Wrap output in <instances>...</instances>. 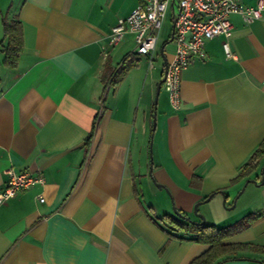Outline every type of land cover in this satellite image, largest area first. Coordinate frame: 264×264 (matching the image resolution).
<instances>
[{"label":"crops","instance_id":"obj_1","mask_svg":"<svg viewBox=\"0 0 264 264\" xmlns=\"http://www.w3.org/2000/svg\"><path fill=\"white\" fill-rule=\"evenodd\" d=\"M139 1L0 0V44L3 20L19 19L23 37L14 67L0 49V190L8 168L44 178L0 204V264H188L208 245L167 234L160 217L177 216L172 203L198 221L196 202L240 189L257 193L245 207L256 218L223 242L264 245V152L241 167L264 139V14L230 15L235 58L222 36L205 40L181 71L179 104L159 100L153 127L147 57L129 49L133 33L108 45ZM244 256L221 264H261Z\"/></svg>","mask_w":264,"mask_h":264},{"label":"built area","instance_id":"obj_2","mask_svg":"<svg viewBox=\"0 0 264 264\" xmlns=\"http://www.w3.org/2000/svg\"><path fill=\"white\" fill-rule=\"evenodd\" d=\"M171 8L172 41L175 45L173 57L167 61L162 86L168 95L171 107L180 102V74L191 58L205 56V40L222 36L226 56L235 58L230 52L227 38L231 35V14H238L244 22H251L264 14V0H256L254 5H241L235 0H140L130 13L119 18L112 26L108 45L118 43L125 34L133 33L136 55L147 57L148 69L154 66L158 29L164 15ZM6 186L0 190V204L13 197L20 189H27L34 183H44L41 175L30 172L5 170ZM40 201L43 199L39 198Z\"/></svg>","mask_w":264,"mask_h":264},{"label":"trees","instance_id":"obj_3","mask_svg":"<svg viewBox=\"0 0 264 264\" xmlns=\"http://www.w3.org/2000/svg\"><path fill=\"white\" fill-rule=\"evenodd\" d=\"M3 40L1 41V51L4 52V63L9 67L16 65V60L23 47L22 26L19 19L3 20ZM170 38V37H169ZM127 67L117 69L119 78L127 70ZM264 152V139L259 147L252 153L247 162L242 167V171H250L257 164L258 158ZM179 214L186 216L182 211L177 210ZM255 215L247 214L242 220L226 226L217 227L207 222L201 223L200 220L194 221L181 218L179 215L171 216L163 214L160 220L166 228L167 234L180 239H190L205 243L208 247L188 264H221L224 261L244 258L248 252H254L261 255V263H264V245L253 242L225 243L223 239L229 235L248 227L255 219Z\"/></svg>","mask_w":264,"mask_h":264},{"label":"rangeland","instance_id":"obj_4","mask_svg":"<svg viewBox=\"0 0 264 264\" xmlns=\"http://www.w3.org/2000/svg\"><path fill=\"white\" fill-rule=\"evenodd\" d=\"M172 13H171V8H169L166 12V15H164V19L162 22V26L160 29H158V43L159 46L162 45L163 43H165L164 46V52L165 53H171L174 50V44L173 42L169 41V37L171 34V27H172ZM132 41L130 40L128 42L129 49H133L135 48V46L133 44H131ZM153 63H154V67L153 69L150 68V70H147V77L146 79L144 78L145 81V86H144V92L142 93V99L143 104L145 107V110L151 114V115H155L157 112V105H158V101L160 100V102H162V100H167L168 95L166 93V91L164 90L163 86H161L159 92L157 93V103L155 105V110L152 107L153 102H154V97L155 94L154 92H156V88H157V84H158V80H160V67H161V58L160 56L157 55H153ZM145 61L142 60L141 64L142 67L145 66ZM146 67H143V69L145 70ZM148 78H152L151 80ZM153 124V121H152ZM241 191V189H240ZM248 190H245V192L241 193L239 191H237L235 197L232 199V201L230 202H225V204L222 203V197L220 199V201H218V197H214V198H209V200L207 202H202L198 205L199 210L198 213L203 215V219L205 220V222L209 223V224H214L217 227L221 226H226V225H230V224H234L236 222H238L239 220H242L243 217H246L247 213L250 212L249 209H246L245 207L247 206V204H251V210H255L258 207V202H259V197L257 196V193L254 192H250V197L249 199H246L245 196H247L248 194ZM241 193V194H239ZM219 202V203H218ZM172 203L170 205V210L169 211H173L172 208ZM192 216L195 217V213H192Z\"/></svg>","mask_w":264,"mask_h":264},{"label":"water","instance_id":"obj_5","mask_svg":"<svg viewBox=\"0 0 264 264\" xmlns=\"http://www.w3.org/2000/svg\"><path fill=\"white\" fill-rule=\"evenodd\" d=\"M172 33H173V29L171 30V35H172ZM169 41H172V37H170L169 38ZM164 46H165V43H163L160 47H159V55L161 56V58H162V60H163V72H162V77H161V79L160 80H158L159 82H158V84H157V88H156V92H154V94H155V97H154V102H153V105H152V107L154 108V110H155V105H156V103H157V96H158V92H159V90H160V88H161V85H162V80L164 79V74H165V71H166V66H167V58H166V55H164L165 54V52H164ZM155 115H153V118H152V121H153V127L155 126ZM150 144H152V136H151V141H150ZM149 144V145H150ZM149 151H150V165H149V171H150V169L152 168V154H151V145H150V147H149ZM149 174H150V177H151V179H152V181H153V183L155 182L154 181V178L152 177V174H151V171L149 172ZM253 182H255V180H252ZM157 186H159V184L158 183H155ZM243 189V188H242ZM240 192V191H239ZM221 193V192H220ZM222 195H223V197H222V203L224 204V202H225V195L222 193ZM209 198H210V196H208L207 198H205L203 201H198V202H196L195 204H194V206H192L193 207V212L195 213V216L196 217H198V219L201 221V223H204L205 222V220L203 219V215L202 214H200V213H198V207H197V205H199L200 203H202V202H207L208 200H209ZM173 211H174V213L175 214H177V215H179L181 218H186V219H189L187 216H183V215H181V214H179L178 213V211L175 209V208H173ZM261 264H264V263H261Z\"/></svg>","mask_w":264,"mask_h":264}]
</instances>
